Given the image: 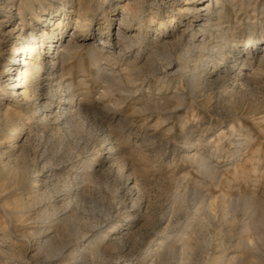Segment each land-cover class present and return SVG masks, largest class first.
<instances>
[{
  "label": "rangeland",
  "instance_id": "374dc122",
  "mask_svg": "<svg viewBox=\"0 0 264 264\" xmlns=\"http://www.w3.org/2000/svg\"><path fill=\"white\" fill-rule=\"evenodd\" d=\"M187 1L0 0V264H264V0ZM66 12L47 102L29 49Z\"/></svg>",
  "mask_w": 264,
  "mask_h": 264
},
{
  "label": "bare ground",
  "instance_id": "6f19581e",
  "mask_svg": "<svg viewBox=\"0 0 264 264\" xmlns=\"http://www.w3.org/2000/svg\"><path fill=\"white\" fill-rule=\"evenodd\" d=\"M195 2H197V0H188L186 5H190V4H193ZM213 6L214 5H211V2L209 1L207 6H201L200 7V11H207V13H211L210 8ZM191 7L192 6H187L185 8V10H183V11L188 13V12H190L189 10L191 9ZM133 13L134 12L132 10L126 11L125 18H128V16H132ZM44 17H45V15H43V17H41V19H43L42 22L44 24L46 22L52 23L51 24L52 27L49 30H47V28H44L43 38L41 41L40 49H38V47L36 45H33L29 49V51H30L29 54H30L31 58H35L36 63L34 64V63L30 62V64L33 66H36V68H34V70L36 69V71H37L38 80H41L40 83H42V84L46 83L44 85L41 84L42 87L41 86L36 87V89L34 90V97L38 96L39 92L43 90L42 95H44V96L42 97V99H45V101L48 102L50 95H48L46 86L48 85V86H50L49 88H53L54 82H56V84H58V86H60L59 85L60 82L63 81V79L65 78L64 73L66 70L67 60L72 59V56L74 55V50H76L77 46L75 45L76 43H74L72 41H68L67 43H65V39L63 41H61L63 38L64 32H66L68 30V27L70 25V16H68L67 12L64 13L63 17L57 18L56 20H54L55 15L53 13L51 14L50 17L49 16H46V18H44ZM135 17L139 23V26L137 28L138 32H141L143 27L148 28L147 25L144 22H142V18L139 15L136 14ZM81 18H83V14H80L77 18V28L80 26L79 24L81 22H83V21H81ZM175 19H176L175 15L169 16L166 20L161 21L159 23L158 29L159 30L161 29L162 31H164V29L167 27V24H169V25L172 24ZM130 20H132V18ZM110 21H111V16L106 14L104 17L103 24H105V23L109 24ZM127 21H128L127 19H124L122 21V24H124V25L126 24L125 28H128L129 25L131 24L130 22H127ZM58 34L61 36L60 39L54 40ZM108 34L109 33H107V38H103L102 36H101V38L103 39L104 43L108 42V44H109L110 38L108 37ZM88 37L89 36H87L86 38H88ZM121 37H123V38L126 37V34L123 32ZM141 38L139 37V40ZM261 39H262V35H260L256 38H252V36L250 35L246 39L245 44H247L248 42H251V41L255 42V43H260ZM124 42L126 43L127 41H122V39L120 37H118V41H116L113 44L111 43L112 48L114 49L115 45H117V44H120L122 46V44H124ZM130 44H127V45H130ZM105 46H107V45H105ZM257 50H258V45L256 47L252 48L251 52L255 54ZM93 60L95 62H97V59H93ZM24 75H25V78L30 77V70L29 69L25 70ZM106 75H107V73H106ZM110 78H111V76H110ZM58 79H59V81H57ZM65 85H67V84L65 83ZM44 87H45V89H43ZM49 88H48V91H49ZM110 90H111V88H110ZM65 91H67V92H65ZM50 94H52V93H50ZM58 95L60 97L58 99V101H56L53 104H50L46 108L42 105L41 108L39 107V109L43 112L44 117H49L51 120H54L53 121L54 123H58L60 119L62 121H65V122H66V120H71V119L73 120V118L75 117V113L77 111L78 105L80 104L81 101L79 102V98L76 97L77 94L72 89V85L69 83L67 85V88L64 91L61 90L58 93ZM38 98H40V96L36 97L35 99H38ZM33 102H34V100H33ZM39 103H40V101H39ZM11 115H12V113L9 111L8 117H11ZM10 131L13 134L21 133V128H18L15 125H12V128ZM203 164L207 167V169L212 171V169L209 167L207 160L206 161L204 160ZM180 194L182 195L183 193H180ZM189 250H190V247L187 244H185L183 249H182V254L187 256V253L189 252Z\"/></svg>",
  "mask_w": 264,
  "mask_h": 264
}]
</instances>
